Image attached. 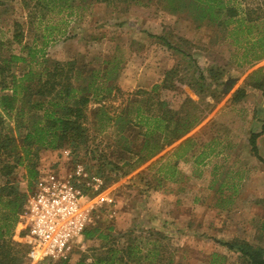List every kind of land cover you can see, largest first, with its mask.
<instances>
[{
    "label": "rangeland",
    "instance_id": "374dc122",
    "mask_svg": "<svg viewBox=\"0 0 264 264\" xmlns=\"http://www.w3.org/2000/svg\"><path fill=\"white\" fill-rule=\"evenodd\" d=\"M231 1L240 10L239 18L254 11L252 26L242 23L249 32L229 35L217 22L198 26V12L180 13L174 2L166 0H111L101 5L85 0L73 15L54 9L33 24L28 22V9L14 0L0 15L3 42L10 39L13 24L19 23L23 42L42 49L45 58L75 61L83 72L94 71L101 78L110 71L114 80L99 82L119 89L106 102L111 112L131 101L139 104L143 92L165 81L166 88L155 97L180 115L190 112L200 117L187 135L141 164L136 159L143 131L133 126L121 131L123 142L114 126L100 133L89 123L88 142L78 150L39 151L40 174L69 177L79 171L77 181L89 198L101 192L112 199L96 209L91 224L99 225L109 240H82L70 264L78 260L91 264L112 245L137 249L131 257L119 253L122 262L117 264H150L153 244L161 253L155 264H247L221 244L243 241L264 249V163L253 156L250 146L251 135L264 125V94L250 86L264 78V59L252 62L260 51L249 50L264 36V0ZM164 39L191 59L167 48ZM12 49L16 51L15 46ZM258 69L262 72L253 75ZM238 89H244L246 96L234 102ZM89 108L97 109L94 101ZM19 133L22 139L23 131ZM256 146L264 161V134ZM4 157L3 153L0 160ZM26 175L19 167L11 178L25 194ZM4 181L0 177V184ZM21 229L18 220L11 239L26 247ZM16 250L23 256L25 250Z\"/></svg>",
    "mask_w": 264,
    "mask_h": 264
},
{
    "label": "trees",
    "instance_id": "16d2710c",
    "mask_svg": "<svg viewBox=\"0 0 264 264\" xmlns=\"http://www.w3.org/2000/svg\"><path fill=\"white\" fill-rule=\"evenodd\" d=\"M14 0H0V15L7 12V4ZM28 9L29 24L36 20H43L47 13L58 9V12L69 11L68 16L81 6L76 0H18ZM94 4H109L111 0H90ZM174 2L176 10L181 12H198L196 15L198 26L217 22L223 26L228 34H239L249 27L243 28L242 23L253 24L254 11L246 14V18H239L240 10L231 0H166ZM33 3V6L30 4ZM251 28V27H250ZM19 23L12 26L11 37L6 42L0 39V157L4 153L5 159L0 160V177L5 180L0 184V264H28L26 259L27 246H19L12 241V231L24 212L27 193L18 187L17 182L11 178L15 170L24 167L26 170L27 192L31 190L37 178V159L40 150H78L89 139L88 125L93 126L98 132H105L108 128L115 127L119 139L125 142L121 131L133 126L143 131V141L138 151L136 164H141L155 157L165 147L171 146L176 141L187 135L198 123L199 115L190 112L185 115L173 111L170 105L155 94L165 89V81L156 85L149 92H143L144 98L139 104L132 102L129 106L119 110H109L106 102L113 92L119 89L105 86L99 81L110 83L114 80L109 73L103 78L98 73L83 72L75 61L59 62L45 58L44 51L24 43V34ZM45 32L50 28L45 27ZM48 37H43L42 45L47 44ZM169 49H174L189 60L187 52L176 49L166 39L162 40ZM264 36L253 41L249 50L256 48L260 54L252 58V62L264 59ZM259 43V44H258ZM13 46L16 51H13ZM7 48L3 53V48ZM42 47V48H43ZM248 48V47H247ZM246 49V48H245ZM262 72L258 69L253 75ZM200 79H204L199 74ZM250 86L262 90L264 94V78L255 81ZM115 96V95H114ZM246 96L244 89H238L233 94V101H241ZM94 101L97 109L91 110L90 103ZM133 103V104H132ZM132 105V106H131ZM135 106V107H134ZM119 108V107H117ZM10 119L14 125L8 122ZM9 128L6 133L3 131ZM20 129L23 137L20 138ZM264 134V125L260 133L250 137V146L253 156L260 162L256 146V139ZM18 138L22 148L18 146ZM34 149L31 151V148ZM130 167L124 172L127 175L133 170ZM111 230V229H109ZM109 235L100 230L99 225H91L84 232L83 240H100L107 242ZM114 243V241H112ZM153 244V243H152ZM229 253L240 256L247 264H264V249L255 248L243 241L224 242L221 244ZM25 250L23 256L19 251ZM107 248L106 246L100 247ZM137 249L127 247L125 250L116 249L114 245L106 249L105 255H98L91 264H117L122 262L119 253L134 256ZM161 256L153 244L150 249V264L154 258ZM75 264H87L78 260Z\"/></svg>",
    "mask_w": 264,
    "mask_h": 264
},
{
    "label": "built area",
    "instance_id": "2783aa9c",
    "mask_svg": "<svg viewBox=\"0 0 264 264\" xmlns=\"http://www.w3.org/2000/svg\"><path fill=\"white\" fill-rule=\"evenodd\" d=\"M79 176V171L69 177L41 173L27 192L19 218L28 264H70L96 209L112 203L101 192L89 198L77 181Z\"/></svg>",
    "mask_w": 264,
    "mask_h": 264
},
{
    "label": "crops",
    "instance_id": "0c3cea01",
    "mask_svg": "<svg viewBox=\"0 0 264 264\" xmlns=\"http://www.w3.org/2000/svg\"><path fill=\"white\" fill-rule=\"evenodd\" d=\"M19 220H20V218H19ZM21 238V237H20Z\"/></svg>",
    "mask_w": 264,
    "mask_h": 264
}]
</instances>
